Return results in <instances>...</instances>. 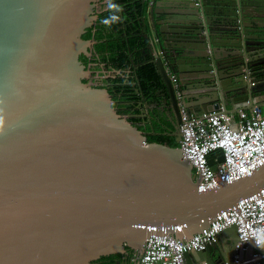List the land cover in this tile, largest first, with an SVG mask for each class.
Listing matches in <instances>:
<instances>
[{"label": "water", "instance_id": "95a60500", "mask_svg": "<svg viewBox=\"0 0 264 264\" xmlns=\"http://www.w3.org/2000/svg\"><path fill=\"white\" fill-rule=\"evenodd\" d=\"M102 2L0 0V264H93L141 251L151 234L184 240L264 184L263 163L199 190L179 145L148 140L109 87L88 80L93 69L81 55L92 56L96 39L84 34ZM142 3L162 113L146 111L150 94L137 73V116L151 127L180 119L170 71L191 112L262 108L253 97L264 95V0ZM171 135L179 142L180 128ZM231 232L219 261L211 257L219 243L197 250L200 258L232 260L237 226L220 236Z\"/></svg>", "mask_w": 264, "mask_h": 264}, {"label": "built area", "instance_id": "2783aa9c", "mask_svg": "<svg viewBox=\"0 0 264 264\" xmlns=\"http://www.w3.org/2000/svg\"><path fill=\"white\" fill-rule=\"evenodd\" d=\"M169 76L181 116L178 145L193 165V179L199 181V190L214 189L225 181L250 175L264 163L262 108L252 106L227 112L224 106H219L197 116L189 111L175 73L170 71ZM255 82L256 79L251 83ZM231 225L237 226L239 234L235 253L232 260L219 264H257L264 257V249L260 248L264 244V184L218 212L205 230L191 237L182 240L173 233L148 235L141 251L132 252V264H189L188 252L218 243L220 233ZM251 242L254 247L247 257Z\"/></svg>", "mask_w": 264, "mask_h": 264}, {"label": "trees", "instance_id": "16d2710c", "mask_svg": "<svg viewBox=\"0 0 264 264\" xmlns=\"http://www.w3.org/2000/svg\"><path fill=\"white\" fill-rule=\"evenodd\" d=\"M137 5L139 7V12H137L136 14L133 13V11H129L130 15H127V17L125 18L126 22H128L130 19H133V17H135V14L139 18V15H142L146 11V4L144 5L142 3V0H137ZM138 18L134 23H131V25H127V34L125 29L120 28L118 33L111 32V38L109 40H105L104 32L101 29H98L94 36L97 42L93 47V51L95 54H99L100 58H95L94 60H98V62L103 61L108 66H110L111 64L114 68L124 70L131 66V55L135 53V60L138 63L137 73L141 77V84L145 92L147 94L152 95L154 93V90L158 88L156 87V84L157 80L159 79V75L156 72L154 63L152 62L151 53L147 48L149 41L143 36V33L140 31L141 22ZM121 32L125 33L122 35L120 34ZM92 34V31L89 30L87 33L84 34V37H90ZM120 89L121 88H119L118 90ZM126 90H128V88H126ZM136 97L138 100L140 98V95L138 93L134 94V92H123L120 98L125 100H131ZM128 110L130 109H121V112L126 113ZM140 120H142V118L137 117V123H139ZM139 125L145 130L148 135V140L150 141L155 140L167 142L171 145L179 144V142L175 140L173 135L165 134L160 129L153 131L152 127L149 124ZM121 257V253L102 256L101 260L98 261V264H122V261H120Z\"/></svg>", "mask_w": 264, "mask_h": 264}, {"label": "flooded vegetation", "instance_id": "af4514ba", "mask_svg": "<svg viewBox=\"0 0 264 264\" xmlns=\"http://www.w3.org/2000/svg\"><path fill=\"white\" fill-rule=\"evenodd\" d=\"M115 5L116 7L110 8L109 4ZM138 8V9H137ZM133 11V13L139 12V7L137 5V0H103V2L100 5V17L98 19V23L92 27L89 28V30L92 31V37L95 36V33L98 29H101L105 34V40H109L111 38L110 34L118 33L120 28H123L126 30L127 25H131V23H134L137 20V16L135 14V17L133 19H130L128 22H126L125 18L127 15H130V12ZM132 14V13H131ZM139 15V14H138ZM140 16V15H139ZM112 17H117V19L113 20ZM132 18V16H131ZM139 19V18H138ZM105 21H109L108 23H105ZM88 30V31H89ZM87 31V32H88ZM86 32V33H87ZM125 32H121L120 34H124ZM127 34V30H126ZM125 34V35H126ZM90 36V37H91ZM95 38V37H94ZM96 39V38H95ZM97 40L95 41V43ZM94 43V45H95ZM93 45V47H94ZM92 47V56H86L84 54L81 55V58L91 66L93 69L92 75L88 80L93 81L97 85H107L109 89L112 91L115 103L118 106L119 110L129 108L125 114L130 115V119L133 120L137 124V101L141 100L140 98L137 100L136 98H133L131 100H125L121 99V95L123 92H134V94H137V61L135 60L136 54L131 55L132 64L127 69V73L125 76H119L116 73V71L124 72L123 69H117L114 68L111 64L108 66L103 61L94 60L95 58L99 59V54H95ZM107 50V49H106ZM109 50V49H108ZM135 55V56H134ZM99 66V67H96ZM120 86V87H117ZM121 88L120 90H118ZM128 88V90H126ZM140 96L141 94L138 93ZM142 120L138 124L144 125L149 124L145 123V119L141 117ZM148 118L146 117V120ZM150 125V124H149ZM152 130L156 131L157 129H160L165 134H170L172 131H175L176 129L180 128L181 130V116L180 119L175 120L173 124H169L168 126H161L159 123L153 121L152 123ZM131 252L129 250L126 253H122L121 260L122 264H128V262L131 259ZM98 259L93 264H98Z\"/></svg>", "mask_w": 264, "mask_h": 264}, {"label": "crops", "instance_id": "0c3cea01", "mask_svg": "<svg viewBox=\"0 0 264 264\" xmlns=\"http://www.w3.org/2000/svg\"><path fill=\"white\" fill-rule=\"evenodd\" d=\"M127 72H128L127 69H124V72L121 71V73H120V71L117 70L116 73H114V74H117V75L122 77V76H125ZM252 78L257 79L256 76H253ZM191 90L195 91V88H192ZM158 91H159V88H156L154 90V93L152 95H149L148 104L145 105V107L147 108L146 111L149 110L148 108H150L151 113H157V112L162 113L161 105L157 104V100L160 99V97L158 96ZM184 91H185V89H184ZM140 99H142L141 96H140ZM253 99H254V101H256V100L264 101V95L254 96ZM239 105H245V101L235 102L233 107L235 108V107H238ZM262 109L264 111V105L262 106ZM139 112H140V109L137 105V113H139ZM146 113H148V112H146ZM193 113L198 116V115H201L203 112H200V110L197 112L195 110H193ZM232 233L233 232H231L230 234H227V235H221V236L219 235L218 243H219L220 247H217L213 251L212 256H211L214 261H216V262L219 261L221 259V256H222V251H228V249L230 248L232 238H233ZM260 248L264 249V244ZM187 261L189 264H208V262H206L200 258V256L198 255V253L196 251H191L187 255ZM215 264H218V263H215Z\"/></svg>", "mask_w": 264, "mask_h": 264}, {"label": "clouds", "instance_id": "9594fccd", "mask_svg": "<svg viewBox=\"0 0 264 264\" xmlns=\"http://www.w3.org/2000/svg\"><path fill=\"white\" fill-rule=\"evenodd\" d=\"M110 8L116 7L115 5H112L111 3L109 4ZM113 20L117 19V17H112ZM109 21H105V23H108Z\"/></svg>", "mask_w": 264, "mask_h": 264}, {"label": "rangeland", "instance_id": "374dc122", "mask_svg": "<svg viewBox=\"0 0 264 264\" xmlns=\"http://www.w3.org/2000/svg\"><path fill=\"white\" fill-rule=\"evenodd\" d=\"M128 264H132V260L130 259V262Z\"/></svg>", "mask_w": 264, "mask_h": 264}]
</instances>
